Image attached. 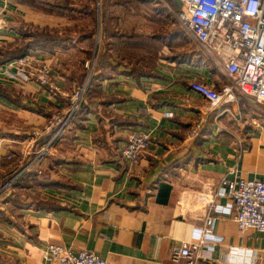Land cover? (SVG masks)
<instances>
[{
	"label": "crops",
	"instance_id": "1",
	"mask_svg": "<svg viewBox=\"0 0 264 264\" xmlns=\"http://www.w3.org/2000/svg\"><path fill=\"white\" fill-rule=\"evenodd\" d=\"M59 1L0 0L6 22L0 69L14 62L5 54L16 42L73 27L72 46L39 47L28 55L50 62L66 90L83 81L85 56L94 59L93 73H103L96 42L101 0H72L71 12L46 8ZM91 29L92 37L78 40ZM201 50L190 45L186 60L158 63L153 76L131 74L124 64L104 72L72 130L43 161V173L21 174V184L0 199V264H54L44 256L49 244L95 252L108 264H174L173 248L191 242L209 217L217 242L197 264H231L233 248L244 258L249 254L251 262L240 264H264V232L240 230L232 201L219 194L224 178L264 181V105L240 95L236 104L211 109L191 83L220 90L227 76ZM63 105L35 82L0 78V136L13 142L0 153L2 183L21 169L7 155ZM201 119L199 134L190 137ZM131 129L147 130L152 138L135 163L121 153Z\"/></svg>",
	"mask_w": 264,
	"mask_h": 264
},
{
	"label": "built area",
	"instance_id": "2",
	"mask_svg": "<svg viewBox=\"0 0 264 264\" xmlns=\"http://www.w3.org/2000/svg\"><path fill=\"white\" fill-rule=\"evenodd\" d=\"M178 21L194 38L198 45L224 69L227 82L220 90L202 81L191 83V89L207 99L211 109L238 102L240 95L254 99L264 105V0H177ZM6 22L0 19V28ZM88 75L83 83L70 90L58 83L54 69L47 60L40 61L27 55L14 60L5 69H0V78L35 82L42 86L54 102L64 105L45 123L32 127L20 146L7 155L8 161L16 160L19 173L10 181L0 185V199L12 188L14 180L23 173H43L41 165L71 127L73 120L87 98L94 59L85 63ZM173 117V111H166ZM203 119L192 127L190 137L199 134ZM152 138L147 130L131 129L121 147L124 159L135 163L146 151ZM13 144V142H8ZM0 136V153L8 144ZM219 194L232 201L234 218L240 230L255 229L264 232V181L243 177L224 178ZM214 218L209 217L194 234L191 242L174 247L172 262L178 264L185 259L187 264H197L206 259L213 250L217 237L213 234ZM47 260L54 264H108L97 253L82 250L75 252L63 246L49 244L44 251ZM237 248L230 250L231 264L250 263Z\"/></svg>",
	"mask_w": 264,
	"mask_h": 264
},
{
	"label": "trees",
	"instance_id": "3",
	"mask_svg": "<svg viewBox=\"0 0 264 264\" xmlns=\"http://www.w3.org/2000/svg\"><path fill=\"white\" fill-rule=\"evenodd\" d=\"M106 12H104V9L102 8V19H103V24L104 28L106 31V43L103 45L100 51V57H99V63L97 66V70L99 68L103 69V73L100 75H96L95 73L92 74L91 76V82H90V88L87 94V97H90V95L93 94V87L97 86L100 80L103 77L104 72L106 71L105 75L107 74V71L114 72L119 69L120 64L128 65L131 66V74H134L136 76H141V75H146V76H153L155 75L154 69L157 65V61L152 60L153 64L151 65L150 68H148L147 61H148V54L149 53H143L139 49V45H142L143 42V37H146L143 32L135 31L134 26L131 28L132 31L129 32V30H124L120 31L116 29L115 25L112 23L120 22L124 18V13H127L129 15L128 19H136L137 16L135 14L131 13L130 10V3L121 0L122 6H124V9L120 11L121 14L115 16V21L113 20V13L109 11V5H110V0H106ZM72 3V0H60L57 4H49L47 5L46 8L52 10V11H59V12H66V10H69L70 12L73 10L70 4ZM76 10V9H75ZM110 12V13H109ZM113 12V11H112ZM136 16V17H135ZM112 22V23H111ZM85 27H81V29H84ZM73 27H69L67 30H64V32L61 34L59 29H46L40 34L37 35H32V40L29 42H26L25 39L21 42H16L15 46H10V49L6 51V60H16L18 58L27 56L29 54V51L31 49H36V48H47V49H53L55 46H61V47H67V46H72L74 44L73 37H72V31ZM92 32L93 30H89L88 33H86L83 36H80L78 40L82 41L87 38L92 37ZM28 38L27 34H24V38ZM160 34L156 33V35L153 36V39L159 40ZM181 35L176 36V40H178L177 43L179 45H184L186 43H182ZM188 54L183 51L180 53H177L176 56L172 57V59L168 61H178V60H186ZM137 58V60H136ZM170 58V57H168ZM110 59H114L117 61V64L114 65ZM142 68H146L147 70H143ZM86 73L83 76V81L84 82L85 78L87 77L88 69L85 67ZM96 72V70H95ZM79 83V84H81ZM77 84V85H79ZM92 91V92H91ZM83 105L82 104L80 110L76 114L73 123L71 127L68 129V131H71L75 120L77 118L79 119V116L83 113ZM66 136V135H65ZM63 138V137H62ZM16 173L10 177L13 178L16 176L18 173ZM25 175V174H23ZM21 175L20 177H17L14 180L13 187L17 188L21 184ZM21 180V181H20ZM25 180H28V177L25 178ZM10 212H12V209H8Z\"/></svg>",
	"mask_w": 264,
	"mask_h": 264
},
{
	"label": "rangeland",
	"instance_id": "4",
	"mask_svg": "<svg viewBox=\"0 0 264 264\" xmlns=\"http://www.w3.org/2000/svg\"><path fill=\"white\" fill-rule=\"evenodd\" d=\"M123 1L130 3L131 13L137 16H135L137 20H130L128 18L131 17H128L127 19H122L119 23L116 22L114 18L117 13L118 15L121 14L120 11L124 9V6L120 3L121 0H110L109 11L111 10L110 12L113 13V20L115 21L114 23H111L115 25L116 29L120 31L129 30V32L132 31L131 28L135 24L134 30L144 33L146 37H143L142 45H139L138 47L143 53H149L147 61L148 68L153 64L152 60L157 61V64L168 61L176 56L177 53L183 51L186 52L190 45L191 48H195L198 53L202 52L200 46L194 43L191 35L184 29L177 19L176 13L179 8L177 0H122V2ZM101 2L102 3L99 5L100 10L102 12L103 8L104 12H106L105 7L107 1L101 0ZM97 6L98 4L96 3V10H98ZM104 24L102 18H100V21L96 20V42L100 47H103L106 43L107 33ZM156 33L160 34L158 41L157 39H153V36L156 35ZM179 34L183 37L181 44H186H177L180 43L176 40V36ZM79 55L80 54H78V56ZM91 59V55L85 56L84 64ZM142 69L147 70L146 68ZM19 171L17 173H19ZM13 178H9L6 182ZM3 183L0 179V185Z\"/></svg>",
	"mask_w": 264,
	"mask_h": 264
}]
</instances>
